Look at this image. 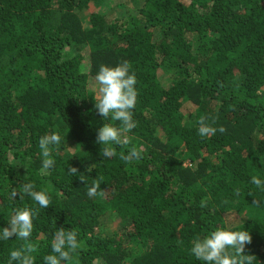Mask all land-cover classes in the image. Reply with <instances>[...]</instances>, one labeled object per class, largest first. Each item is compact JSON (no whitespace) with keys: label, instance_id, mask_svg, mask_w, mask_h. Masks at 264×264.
<instances>
[{"label":"trees","instance_id":"1","mask_svg":"<svg viewBox=\"0 0 264 264\" xmlns=\"http://www.w3.org/2000/svg\"><path fill=\"white\" fill-rule=\"evenodd\" d=\"M124 61L136 127L103 157L98 129L122 125L98 115L88 83ZM201 119L215 134H198ZM53 133L42 173L38 141ZM133 148L142 157L125 161ZM253 177L264 180V0H0V228L17 207L37 210L34 264L60 227L78 230L74 264H202L191 240L217 226L248 231L245 254L264 264ZM26 182L48 208L12 199ZM24 244L0 241V264Z\"/></svg>","mask_w":264,"mask_h":264},{"label":"clouds","instance_id":"2","mask_svg":"<svg viewBox=\"0 0 264 264\" xmlns=\"http://www.w3.org/2000/svg\"><path fill=\"white\" fill-rule=\"evenodd\" d=\"M98 86V93L94 98V107L103 120L111 119L120 121L122 127H115L108 123H103L96 133L95 143L103 146V157L115 156L113 146L127 144V137L122 138V133L131 132L136 127L133 120V109L137 102V80L135 73L131 71V66L127 61L118 63L115 66L101 65L95 76ZM198 134L203 137L208 134H215L216 129L200 120ZM220 132L224 129L220 128ZM61 142V136L57 133L45 135L39 138V148L42 154L40 171L42 173L51 169L55 163L52 158V146ZM142 154L135 148L122 158L131 162L139 160ZM69 173L77 174L76 168H70ZM81 181L83 177L81 176ZM252 182L258 189L264 190V180L253 177ZM100 189V183L95 182L88 186L87 195L95 197ZM19 197L23 200L25 196L35 202L39 208H48L50 198L46 191L36 190V185L32 182L21 184L20 192L13 190L12 199ZM13 215L7 222L8 227L0 228V241H8L15 237L23 240L25 244L15 250L10 251L8 264H34L32 253L36 251V246L31 242L33 233V220L37 215V210L29 207H17L13 210ZM78 230L64 227L56 228L51 242V254L46 255L44 264H74L77 250L81 247L78 240ZM252 237L246 230H232L217 226L214 231L206 232L203 235H196L191 240L190 254L195 260L202 264H256V257L245 254L246 246L251 244Z\"/></svg>","mask_w":264,"mask_h":264},{"label":"rangeland","instance_id":"3","mask_svg":"<svg viewBox=\"0 0 264 264\" xmlns=\"http://www.w3.org/2000/svg\"><path fill=\"white\" fill-rule=\"evenodd\" d=\"M115 1H117V0H115ZM95 84H96V81H95V79H91L90 81H89V83H88V86L92 89V90H94L95 89ZM225 219H226V221L227 222H232V220H233V216L232 215H226L225 216ZM114 226H115V224H114ZM108 228H110V226H108ZM110 229H114V228H110ZM109 229V230H110Z\"/></svg>","mask_w":264,"mask_h":264}]
</instances>
